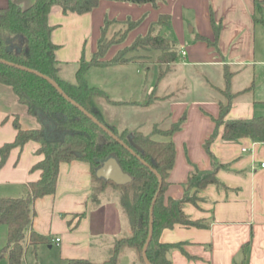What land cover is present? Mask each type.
<instances>
[{
    "label": "crops",
    "instance_id": "crops-1",
    "mask_svg": "<svg viewBox=\"0 0 264 264\" xmlns=\"http://www.w3.org/2000/svg\"><path fill=\"white\" fill-rule=\"evenodd\" d=\"M34 1L0 0V8L9 2L25 8ZM160 14L169 16L165 33L177 43L175 62L166 67L156 61L159 50L144 49L147 53L127 63L91 66L86 77L110 99L128 102H100L110 123L130 129L148 124L149 132L161 119L168 126L180 123L171 135L175 156L166 196L180 198L194 168L210 169L214 161L219 165V183L198 189L197 200L183 205L188 217L201 225L177 224L159 234L160 241L179 244L167 253L171 264H264V141L249 137L224 141L223 124L213 120L223 100L220 90L226 86L225 69L231 72L228 89L235 93L226 118L264 114V0H166L156 7L100 0L84 13L63 12L53 5L47 21L52 26L51 40L57 45L58 74L70 80L66 69L75 73L80 58H90L105 19H140L123 42L109 47L106 58H110L136 36L145 34ZM212 19L219 28L217 35ZM146 57L151 62L144 63ZM151 66L155 76L146 85L145 71ZM153 92L158 96L147 99ZM144 101H149L148 105L140 104ZM117 107L123 109L121 118L115 115ZM14 114L23 129L40 126L11 86L0 82V146L15 138ZM212 133L209 149L214 159L204 148ZM38 148L37 141L28 140L10 149L0 162V196H23L28 182L40 177V169L34 167L43 157ZM105 193L91 200V171L86 161L61 162L54 192L33 202L32 230L44 235L49 247L52 239L59 237L54 246L65 263L68 258L102 261L113 239L129 232L117 200ZM123 255H127V263L140 264L129 248L120 253L116 264Z\"/></svg>",
    "mask_w": 264,
    "mask_h": 264
},
{
    "label": "trees",
    "instance_id": "trees-1",
    "mask_svg": "<svg viewBox=\"0 0 264 264\" xmlns=\"http://www.w3.org/2000/svg\"><path fill=\"white\" fill-rule=\"evenodd\" d=\"M99 1L35 0L25 8L13 2L0 8V82L11 86L18 101L26 107L27 113L40 123L38 128L23 129L18 115L14 114L16 135L12 142L0 146V162H4L12 147L21 146L28 140L37 141L38 151L43 154L42 159L34 165L40 169V177L28 182L23 196H0V223L6 224L7 229L1 255H6L7 264H25L26 247L47 242L44 235L32 230L33 202L37 197L54 192L61 162L83 160L89 164L92 201L98 200L100 193L108 185L116 187L117 193L114 197L129 227L128 233L113 239L108 256L102 261L68 258L65 264H116L125 248L135 253L140 264H147L142 249L148 238L150 225L151 236L145 248L149 264H171L167 253L179 244L160 241V232L177 224L201 225L200 221L188 217L183 205L186 201H195L198 189L209 183H219L216 177L219 165L214 161L210 169L194 168L189 172L184 183V193L180 198L166 196L167 177L175 156L171 135L179 128L180 123H172L163 130L155 128L148 133L138 128H119L115 123L107 121L99 100L114 105L128 102L110 99L103 89L89 83L86 77L91 66L122 64L133 60L134 55L128 54L138 49L159 50L156 61L167 65L166 67L175 62L178 48L176 41L165 33L170 25L167 14H160L145 34L136 36L110 58H106L109 47L123 42L140 19H105L96 42V50L88 60L80 58L74 73L75 79L67 80L58 74V61L55 56L57 45L51 40L52 26L47 21L51 7L58 5L63 12L84 13L96 7ZM119 1L150 3L156 7L166 0ZM113 23L122 28L111 30ZM212 24L217 35L219 28L213 19ZM199 38L209 43L206 37ZM163 72L164 70L159 72L157 79ZM223 75L226 83L225 88L220 90L223 100L219 102L218 116L213 117L216 124H223L221 138L224 141H236L241 137H249L264 141V114L250 118H226L235 93L227 86L231 72L225 69ZM148 103L149 101H144L140 104ZM154 134L162 137L154 138ZM213 137L214 133L204 141V148L214 159L209 149ZM109 157L115 158L121 169L130 176L128 182L116 184L97 176V168Z\"/></svg>",
    "mask_w": 264,
    "mask_h": 264
},
{
    "label": "rangeland",
    "instance_id": "rangeland-1",
    "mask_svg": "<svg viewBox=\"0 0 264 264\" xmlns=\"http://www.w3.org/2000/svg\"><path fill=\"white\" fill-rule=\"evenodd\" d=\"M110 28H112L111 30L116 31V30H119L118 28L121 29L122 27H119L118 24L113 23L110 26ZM142 53H147V51H144V49H138L137 51L130 52L128 55L129 56H132V55L142 56ZM143 62L148 63L151 61H149V58L146 57V58H144ZM66 70L69 73L70 80L73 81L75 79L74 71L72 69L71 70L66 69ZM145 72H146L145 73V77H146L145 81H146V85H148L153 80V78L155 76V74H154L155 69L151 66ZM157 96H158V94L156 92H153V93H151V95L148 96L147 99L153 100ZM102 101H104V100L100 99L99 103ZM116 112L117 113L115 115L117 117H120V112L121 113L123 112L122 107H117ZM118 121H119V119H118ZM165 121L166 120L161 119L155 128L161 129V130L168 128L169 126L167 125V123ZM116 125L119 128L123 127V126H121L120 123L119 124L117 123ZM139 129L141 131H143L144 133H148L150 130V126H148V124H146V125L144 124V125L139 126ZM153 137L154 138H160L157 134H155ZM105 190H106L105 194L109 195L110 197L115 196L117 193V188L114 186H111V185H108ZM190 192H192L191 189H190ZM195 197H196L195 200H197V198H198L197 195H195ZM6 232H7L6 224L0 223V264H7L6 255L5 254L1 255L3 253V246L6 242ZM52 245H53L52 247H49V245L46 244V242L45 243L43 242V243H38L36 245L27 246L25 251H24V263L25 264H65L64 261L60 260L59 254L57 252V248L54 246L55 245L54 242L52 243ZM107 256H108V254L105 255V257H107ZM118 264H129V263H127V255H123Z\"/></svg>",
    "mask_w": 264,
    "mask_h": 264
},
{
    "label": "water",
    "instance_id": "water-1",
    "mask_svg": "<svg viewBox=\"0 0 264 264\" xmlns=\"http://www.w3.org/2000/svg\"><path fill=\"white\" fill-rule=\"evenodd\" d=\"M38 73V72H37ZM40 74V73H39ZM53 85L55 87H57V89L63 94L65 95L62 90L58 87V85L53 81V80H50ZM83 109V108H81ZM89 116H91L89 113H88ZM92 117V116H91ZM96 122H98L96 119H94ZM99 123V122H98ZM106 131L109 132V134L113 135L105 126H103L101 123H99ZM114 136V135H113ZM115 137V136H114ZM116 138V137H115ZM96 174L97 176H100L104 179H107V180H111L113 182H115L116 184H123V183H126L128 182L131 178L130 176L124 172L120 165L118 164V162L115 160V158L113 157H109L107 158L106 160L103 161L102 165L97 168L96 170ZM159 177V176H158ZM159 181H160V177H159ZM151 236V225L149 226V233H148V238L146 240V243L144 244L143 246V249H142V255H143V258H144V261L149 264L146 256H145V248H146V245H147V242L149 240Z\"/></svg>",
    "mask_w": 264,
    "mask_h": 264
},
{
    "label": "built area",
    "instance_id": "built-area-1",
    "mask_svg": "<svg viewBox=\"0 0 264 264\" xmlns=\"http://www.w3.org/2000/svg\"><path fill=\"white\" fill-rule=\"evenodd\" d=\"M182 53H184V51H182ZM54 242L58 243L59 241V237H55L54 239H52Z\"/></svg>",
    "mask_w": 264,
    "mask_h": 264
}]
</instances>
